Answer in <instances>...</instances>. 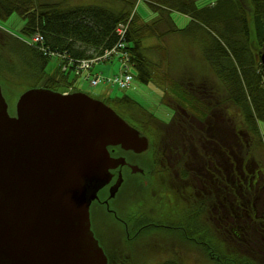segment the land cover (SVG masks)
Segmentation results:
<instances>
[{
  "label": "trees",
  "instance_id": "trees-1",
  "mask_svg": "<svg viewBox=\"0 0 264 264\" xmlns=\"http://www.w3.org/2000/svg\"><path fill=\"white\" fill-rule=\"evenodd\" d=\"M72 1L0 0V23L7 22L14 14L23 23L18 37L0 28L4 36L0 51L10 52L31 71L32 78H44L43 89L54 92H61L70 84L61 72L65 59L93 60L106 53H110L108 58L97 60L95 65L115 68V73L107 72L104 76L127 73L132 82L127 88L105 85L124 90L133 82L144 86L168 84L171 94L173 89L176 98L183 102L187 88L177 84L183 74L212 72L224 87L225 106L235 107L239 112L241 136L246 139L241 143L247 142L249 155L256 164L264 163V133L260 130L261 125L264 127V80L259 64L264 47V0H215L211 6L201 8L196 6V0H80L79 3L76 0L73 5ZM141 3L155 13L150 22L135 11ZM174 12L189 18L184 29L175 27L170 16ZM118 25L126 26L120 48H116ZM36 36L42 40L33 43ZM147 40L154 43L145 45ZM52 58L60 59V67L47 75L45 69ZM3 60L0 58V63ZM3 66L13 72L9 65L0 64ZM107 100L106 103L125 110L117 111L136 128L142 117L153 128L156 123L162 124L124 95ZM183 102L177 106L186 112ZM243 152L248 155L245 149ZM199 183H203L201 177ZM228 193L226 201L231 202L232 192ZM239 200L246 234L238 239L225 233L221 240L225 255L218 254L210 242L204 244L203 250L219 264H226L234 255L238 260L240 255L246 256L247 264L250 259L264 264V236L260 234L264 231L263 182L249 186V182L242 181Z\"/></svg>",
  "mask_w": 264,
  "mask_h": 264
},
{
  "label": "flooded vegetation",
  "instance_id": "flooded-vegetation-1",
  "mask_svg": "<svg viewBox=\"0 0 264 264\" xmlns=\"http://www.w3.org/2000/svg\"><path fill=\"white\" fill-rule=\"evenodd\" d=\"M3 38L0 34V42ZM183 75L187 77L179 84L187 88L186 112L169 101V122L156 123L153 128L142 117L136 130L146 138L147 149L141 153L108 147L110 158L122 159L124 164L109 171V182L89 206L90 230L93 217L108 219L107 226L102 224L110 232L107 237L112 245L107 264H126L135 258L137 264H150L145 252L152 250L159 253L153 264L157 259L158 264H172L169 240L164 244H156V239L141 242L147 230L172 229V215L178 216L179 223H173L179 236L202 248L209 237L222 239L228 233L239 239L246 234L239 200L241 182L264 184V170L251 159L247 142L241 143L239 112L225 106L224 87L214 73ZM107 99L100 102L116 114L117 110L125 112L106 103ZM231 112L236 119L226 129L223 117ZM241 149L248 154L243 162ZM228 192H232L231 202L226 201ZM120 198H129L125 215L123 206L117 205ZM147 199L150 206L145 204ZM260 234L264 236V231Z\"/></svg>",
  "mask_w": 264,
  "mask_h": 264
},
{
  "label": "water",
  "instance_id": "water-1",
  "mask_svg": "<svg viewBox=\"0 0 264 264\" xmlns=\"http://www.w3.org/2000/svg\"><path fill=\"white\" fill-rule=\"evenodd\" d=\"M15 109L0 87V264H107L89 206L124 164L108 147L141 153L146 138L81 93L29 89Z\"/></svg>",
  "mask_w": 264,
  "mask_h": 264
},
{
  "label": "rangeland",
  "instance_id": "rangeland-1",
  "mask_svg": "<svg viewBox=\"0 0 264 264\" xmlns=\"http://www.w3.org/2000/svg\"><path fill=\"white\" fill-rule=\"evenodd\" d=\"M80 0H78L79 3ZM215 0H196V6L198 8L211 6V3H214ZM73 3H77L76 0L72 1ZM135 11L138 15H140L146 22H150V18L154 17L155 13H153L146 4L141 3L137 7H135ZM171 18L176 28L184 29L189 24V18L178 14L176 12L172 13ZM22 21L14 14L12 15L9 20L5 23H0V28L4 30H9L11 34L18 37L21 36L19 30L22 26ZM149 43H154L153 40H150ZM148 40L145 42V45L149 44ZM159 43V42H158ZM1 45V44H0ZM197 47V46H196ZM176 48V47H175ZM0 58L4 60L1 61L0 64L2 65H9L10 68L13 70L11 73L7 70V67L3 66L0 67V87L1 93L4 98V101L7 106V114L10 118H14L16 116V102L19 96L27 91L28 89H41L44 84V78L40 80H36L35 78L31 77V71L26 70L24 68L23 62L19 61L16 57H14L10 52L3 53L0 51ZM47 67L45 69V73L47 75H51L59 70L60 67V59L52 58L48 60ZM94 62L88 69H78L76 66H68L65 70L61 68L62 75L67 77L69 83L77 85L79 92L81 94L87 95L91 99L95 100H104L106 97H119L120 95H124L131 100H133L136 104L146 110L148 113L152 114L155 118H157L162 123L169 122L171 118V110L166 105L169 102V99H172V104L177 105V103H182V99L176 98V94H174V90L172 89V94L170 87L168 84H159L156 85L148 84L144 86L139 84L138 82H133L132 86L128 89L119 90L115 87L107 86L105 84H99L94 88H87L86 85L93 80L94 76H104L109 72V74L115 73V68H109L106 65H95ZM111 67V66H110ZM108 70V71H107ZM106 76V75H105ZM185 75L182 76V79L177 81V84L182 87H186V85H181L179 82L185 81ZM181 87V88H182ZM59 90V87H58ZM184 100L188 101V96ZM196 103V101L194 102ZM197 104V103H196ZM238 111V110H237ZM173 114V110H172ZM236 119L233 116L232 112L231 115L228 116L227 114L224 115L223 120L224 124L231 126L233 124V120ZM136 129V126H133ZM242 130V127L240 128ZM260 130L264 133L263 125L260 126ZM241 139L245 141V136H241ZM240 158L243 161L245 158L243 149H241ZM248 162V161H247ZM260 163V162H259ZM259 168L264 170V163H260ZM177 183V182H176ZM183 182L179 183L180 185ZM179 186V185H177ZM130 198V196H129ZM127 198V200L129 199ZM126 199L120 198L117 201V205L119 207L123 206L124 213L127 206L130 203H127ZM126 203V204H125ZM125 204V205H124ZM147 206H150L151 203L145 201ZM94 222L92 223L91 232L94 236V239L98 242L99 247L103 250L106 258L111 257V249L112 245L109 243V239L107 235H110L109 231H104L102 224L106 225L108 222L107 216L105 217H93ZM184 219V217H183ZM173 222H178V216L172 215V229L168 227L159 228V229H150L147 230L144 234V237L141 239V242L146 240H155L156 244H164L167 240H169V244H172V262H176L177 264H219L215 259L210 258L206 255L204 249L201 245H194L191 241L184 239L183 237L179 236L180 230ZM107 226V225H106ZM109 230V229H106ZM221 238H208L205 240L206 242H210L211 246L216 247V252L220 255H225L224 245L221 242ZM111 245V247H110ZM107 246V247H106ZM146 258L145 261L153 264L155 259L159 257V253L155 250L145 252ZM233 256L232 260L227 259L226 264H239V261H243V264H247L245 261L246 256L240 255V260ZM250 259V257H248ZM236 259V260H235ZM144 261V262H145ZM139 262L138 258H135L132 262L129 261L126 264H137ZM158 264V259L156 261ZM248 264H258L255 260L250 259Z\"/></svg>",
  "mask_w": 264,
  "mask_h": 264
},
{
  "label": "built area",
  "instance_id": "built-area-1",
  "mask_svg": "<svg viewBox=\"0 0 264 264\" xmlns=\"http://www.w3.org/2000/svg\"><path fill=\"white\" fill-rule=\"evenodd\" d=\"M116 34L118 36V43L116 45V48H120L122 46V40L125 36V32H126V26L124 25H118L116 27ZM41 37H34L32 39V42L33 43H37L39 41H41ZM41 50V49H40ZM42 51V50H41ZM43 52V51H42ZM112 52H115V49L112 50ZM46 54V53H45ZM43 53V55H45ZM110 55V53H106L104 56L102 57H98V58H95L93 60H86V61H73L72 59H65V62L62 63V69L65 70L68 66H76L78 69H88L94 62H98L101 60H105L106 58H108V56ZM124 65H122L124 68L126 67L125 64L127 62V57L124 58ZM132 82V77L127 74V73H123V74H120V75H115V76H112V77H105V76H101V75H98V76H94L93 77V80H91L88 85H86L87 87L89 88H92V87H95V86H98L99 84H104V83H107V84H111V85H114V86H117L119 88H127L129 87V85L131 84Z\"/></svg>",
  "mask_w": 264,
  "mask_h": 264
},
{
  "label": "bare ground",
  "instance_id": "bare-ground-1",
  "mask_svg": "<svg viewBox=\"0 0 264 264\" xmlns=\"http://www.w3.org/2000/svg\"><path fill=\"white\" fill-rule=\"evenodd\" d=\"M124 39V38H123ZM264 51V47H263V50H262V52ZM262 52H261V54H262ZM261 54H260V56H261ZM260 56H259V64H260V67H261V72H262V66H261V62H260ZM262 76H263V73H262ZM263 80H264V76H263ZM174 262V261H173Z\"/></svg>",
  "mask_w": 264,
  "mask_h": 264
},
{
  "label": "crops",
  "instance_id": "crops-1",
  "mask_svg": "<svg viewBox=\"0 0 264 264\" xmlns=\"http://www.w3.org/2000/svg\"><path fill=\"white\" fill-rule=\"evenodd\" d=\"M152 18V17H151ZM108 71V70H107Z\"/></svg>",
  "mask_w": 264,
  "mask_h": 264
}]
</instances>
